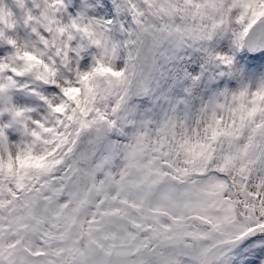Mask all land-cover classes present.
<instances>
[{
  "label": "snow or ice",
  "instance_id": "6c2138e0",
  "mask_svg": "<svg viewBox=\"0 0 264 264\" xmlns=\"http://www.w3.org/2000/svg\"><path fill=\"white\" fill-rule=\"evenodd\" d=\"M0 264H264V0H0Z\"/></svg>",
  "mask_w": 264,
  "mask_h": 264
}]
</instances>
